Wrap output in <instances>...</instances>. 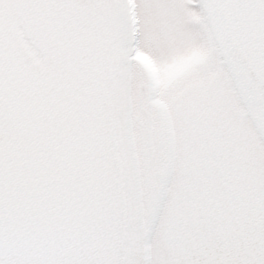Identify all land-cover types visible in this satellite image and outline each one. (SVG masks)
<instances>
[{
  "label": "snow or ice",
  "instance_id": "1",
  "mask_svg": "<svg viewBox=\"0 0 264 264\" xmlns=\"http://www.w3.org/2000/svg\"><path fill=\"white\" fill-rule=\"evenodd\" d=\"M0 264H264V0H0Z\"/></svg>",
  "mask_w": 264,
  "mask_h": 264
}]
</instances>
